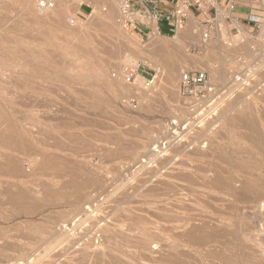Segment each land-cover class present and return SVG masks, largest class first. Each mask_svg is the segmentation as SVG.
I'll list each match as a JSON object with an SVG mask.
<instances>
[{"label":"rangeland","instance_id":"rangeland-1","mask_svg":"<svg viewBox=\"0 0 264 264\" xmlns=\"http://www.w3.org/2000/svg\"><path fill=\"white\" fill-rule=\"evenodd\" d=\"M40 1L0 0V264H264V145L243 124L264 137V0H199L171 36L141 30L138 0H68L60 18ZM157 46L180 62L175 83ZM188 71L207 75L200 102L181 93ZM176 170L201 171L203 202L186 183L172 194ZM182 220L225 228L190 246Z\"/></svg>","mask_w":264,"mask_h":264},{"label":"bare ground","instance_id":"bare-ground-1","mask_svg":"<svg viewBox=\"0 0 264 264\" xmlns=\"http://www.w3.org/2000/svg\"><path fill=\"white\" fill-rule=\"evenodd\" d=\"M115 1L116 0H77V2H76V8L77 9H79L80 7H82L83 5H92L93 7H99V5L101 4V3H108L111 7H113L114 5H115ZM41 3H42V5H46L47 3L46 2H53V3H51V4H53L52 5V8L50 7V8H47L48 10L50 9V10H52V11H54L55 12V16L56 17H58V18H60L61 16H63V14H64V10H65V8H66V3L68 2V0H57V2H54V0H42V1H40ZM125 2H126V9L129 7V2H128V0H125ZM39 3V2H38ZM40 4V3H39ZM50 6V5H49ZM121 18V17H120ZM33 20L34 21H36V22H38L39 21V19L37 18H33ZM186 36H190V34H188V35H186ZM156 48H158V46L157 47H155L154 48V50L156 49ZM153 49V48H152ZM160 49H161V47H160ZM160 49L158 48L157 50H155V51H153V53H151L150 51V53H151V55H155V57L156 58H158L159 56V62L161 63V65L166 69V75H164V76H166L165 78H167V81L169 82V83H175V81H176V79H177V77H178V74H179V70H180V62L176 59V58H174V57H172L170 54H163V53H159V51H160ZM152 58H153V56H152ZM174 59V60H173ZM161 73V72H160ZM163 73V74H164ZM243 124L244 125H247L248 127L250 126L251 127V133H252V136H253V139L255 140V142H257V143H259V144H262V145H264V137H263V135H262V133L260 132V129H258L257 128V126H256V122L255 121H253L252 120V118L251 117H249V116H246V118L244 119V121H243ZM229 131L232 133V132H236V127H234V126H230L229 127ZM55 161V158H53V157H47V161H45V163L48 165V166H51V164L53 165V162ZM183 166V165H182ZM52 167V166H51ZM177 169V168H176ZM180 169V168H179ZM185 169V168H184ZM178 170V169H177ZM176 170V171H177ZM180 170H183V169H180ZM188 170V169H187ZM8 171H10V172H12L13 171V169L12 168H10V167H7L6 165H2V164H0V172H4V173H8ZM175 171V172H176ZM174 172V173H175ZM178 172V171H177ZM176 172V173H177ZM175 173V174H176ZM179 173V172H178ZM174 174V175H175ZM173 174H171V176H172ZM173 175V176H174ZM172 178V177H171ZM197 178H201V171H199L197 174L195 173V174H190V173H187V172H184V173H179V174H177V175H175L174 177H173V180L174 181H171V180H169V182L171 181V183L173 182V186H172V191L171 192H173L172 194H174L175 193V195L177 194L176 193V191L178 190V193H180V191H179V189L181 188V184L183 185L184 183H186V185L184 184V186H186L185 188H184V186L182 187L183 189L181 190V192L182 191H185L187 194H185V195H187L186 197H188V196H190V198L189 199H192L191 198V194L192 193H195V192H197L198 191V181H197ZM95 182L96 181H94L93 179H87V180H84V181H75L74 183H73V188H74V190H75V192H76V196H77V199H78V201L80 202V201H83V200H85L88 196H89V193H90V191L91 190H93L94 188H96L97 186H96V184H95ZM168 182V181H167ZM246 183V186L247 187H249V188H252V189H255L256 188V185H255V183H254V181L253 180H250V179H247L246 181H245ZM170 183V184H171ZM214 184H215V186L217 187V188H223V187H225L226 186V181L224 180V178L222 177V175L220 174V173H217L216 175H215V177H214ZM175 189H177L176 191H175ZM257 190H259V189H257ZM184 193V192H183ZM264 193V192H263ZM7 194H9V201L11 202V203H13V204H20V205H23L24 207H27L28 205H27V201H28V198H27V195H26V193L25 192H23V191H21V190H18V191H13V192H11V191H9L8 190V192H7ZM185 195H184V197H185ZM173 196V195H172ZM193 196H194V194H193ZM197 197V199H194V198H196ZM194 197H193V199L194 200H197V202H199L201 199H200V197H199V201H198V196L197 195H195ZM177 197H179V194H178V196ZM175 199H176V197H175ZM188 199V200H189ZM192 199V201L194 202V205H195V202L196 201H194ZM187 200V201H188ZM185 201V200H184ZM202 201V200H201ZM200 201V202H201ZM186 202V201H185ZM203 202V201H202ZM183 203V202H182ZM190 202H187V204H189ZM181 204V203H180ZM186 204V205H187ZM176 205V204H175ZM182 205V204H181ZM180 205V206H181ZM183 205H185V204H183ZM191 205V204H190ZM189 205V206H190ZM198 205V204H197ZM202 207L201 208H203V206L204 205H202V204H200ZM199 205V206H200ZM188 206V205H187ZM189 206H188V208H189ZM192 206V205H191ZM190 206V210H191V207ZM198 206V207H199ZM174 207H176V206H174ZM182 207V208H181ZM181 207H178L177 206V208H179V210H180V208L181 209H184V207L183 206H181ZM193 208H194V206H193ZM195 208H196V206H195ZM200 208V207H199ZM186 209V208H185ZM185 209H184V211H185ZM197 210H200V209H198L197 208ZM191 211H193V210H191ZM188 212V211H187ZM179 213H180V211H179ZM170 214H172V213H170ZM183 214V213H182ZM182 214H181V216H182ZM184 214H188V213H184ZM174 215H176V216H179V215H177V214H174L173 213V216ZM190 215H191V213H190ZM170 216V215H169ZM187 216V215H186ZM184 216H182V218H183ZM179 218H180V216H179ZM178 218V219H179ZM169 219V218H168ZM170 219H173V217L172 218H170ZM174 219L176 220H174V222H178V220H177V218L176 217H174ZM185 219V218H184ZM183 219V220H184ZM187 219V218H186ZM183 220L181 221V226L183 227H188L189 229L188 230H186L185 229V231H186V234H184L185 236H187V238H184L185 240H187L188 238L191 240V243H193V244H197L198 243V245H195V246H199V245H209L210 243H212V242H214V241H216V239H217V236H219V234L221 233V232H223V229L225 228V227H222V228H220V226L219 225H217L216 227H213V228H211V227H208L207 225H204V226H201V227H198V224H195V222H193V224H195L196 226H190L189 225V223L188 224H186L187 226H185V225H182V224H185L184 222H183ZM188 220V219H187ZM186 220V221H187ZM193 220V219H192ZM172 221V220H171ZM180 221V220H179ZM185 221V222H186ZM191 221V220H190ZM173 222V221H172ZM183 222V223H182ZM188 222V221H187ZM203 222V221H202ZM219 222V221H218ZM179 223V222H178ZM219 224V223H218ZM191 225H192V223H191ZM209 225V224H208ZM174 226H175V224H174ZM177 227L178 226H180V224L179 225H176ZM176 227V228H177ZM180 228V230L178 231L177 229V231L178 232H181L182 230L181 229H183V228ZM179 228V227H178ZM184 231V232H185ZM183 233V232H182ZM177 234V233H176ZM178 235H181V234H178ZM182 237H184L183 236V234L181 235ZM181 236H179V239L180 238H182ZM176 237H178L177 235H176ZM178 239V240H179ZM183 239V240H184ZM189 239L187 240V243H188V241H189ZM179 241H181V240H179ZM193 241V242H192ZM182 243L184 242V241H181ZM178 243V242H177ZM184 243H186V242H184ZM189 243H190V241H189ZM188 243V244H189ZM190 243V244H191ZM259 243H261V241H259ZM193 244H191L190 246H193ZM186 245V244H185ZM179 246V245H178ZM194 246V247H195ZM191 248V247H190ZM199 248V247H198ZM200 248H202V247H200ZM111 253V252H110ZM109 253V254H110ZM215 254V253H214ZM214 254H212V255H214ZM114 255V254H113ZM116 255H117V253H116ZM109 256V255H108ZM113 257V256H112ZM118 257H120V255H118ZM109 258H111V257H109ZM178 258V257H177ZM176 258V259H177ZM118 259H120V258H118ZM175 259V261H177ZM121 260V259H120ZM225 260H226V263L227 264H236V260H235V258L233 257V258H227V257H225ZM115 261V260H114ZM124 261V260H123ZM174 261V262H175ZM125 262V261H124ZM170 262H172V261H170ZM117 263V262H116ZM115 263V264H116ZM121 263V262H120ZM129 263V262H128ZM126 264V263H125ZM130 264V263H129Z\"/></svg>","mask_w":264,"mask_h":264},{"label":"crops","instance_id":"crops-1","mask_svg":"<svg viewBox=\"0 0 264 264\" xmlns=\"http://www.w3.org/2000/svg\"><path fill=\"white\" fill-rule=\"evenodd\" d=\"M177 5L178 0H138L134 7L140 14L138 22L141 30H151L165 36L173 35L177 30V18L174 16Z\"/></svg>","mask_w":264,"mask_h":264},{"label":"built area","instance_id":"built-area-1","mask_svg":"<svg viewBox=\"0 0 264 264\" xmlns=\"http://www.w3.org/2000/svg\"><path fill=\"white\" fill-rule=\"evenodd\" d=\"M196 4H200L199 0H178V5L174 11V16L177 18L176 23H180L182 18L186 16V10H189L192 5ZM229 11L230 13L237 12V5L231 3L229 5ZM127 80L128 82L134 80V75L127 77ZM209 91H212V88L209 87L206 73L188 71L183 74L181 79V93L184 96L194 97L197 102H200Z\"/></svg>","mask_w":264,"mask_h":264}]
</instances>
